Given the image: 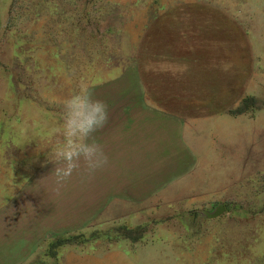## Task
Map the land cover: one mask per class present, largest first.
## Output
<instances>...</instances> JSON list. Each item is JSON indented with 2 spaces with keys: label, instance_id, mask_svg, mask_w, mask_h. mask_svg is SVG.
<instances>
[{
  "label": "rangeland",
  "instance_id": "1",
  "mask_svg": "<svg viewBox=\"0 0 264 264\" xmlns=\"http://www.w3.org/2000/svg\"><path fill=\"white\" fill-rule=\"evenodd\" d=\"M81 86L108 164L61 180ZM0 264H264V0H0Z\"/></svg>",
  "mask_w": 264,
  "mask_h": 264
},
{
  "label": "clouds",
  "instance_id": "2",
  "mask_svg": "<svg viewBox=\"0 0 264 264\" xmlns=\"http://www.w3.org/2000/svg\"><path fill=\"white\" fill-rule=\"evenodd\" d=\"M109 121L107 104L93 98L87 86L67 97L63 102V141L52 153L51 162L57 167L55 175L67 180L81 167L89 174L103 169L108 157L94 134L103 129Z\"/></svg>",
  "mask_w": 264,
  "mask_h": 264
},
{
  "label": "water",
  "instance_id": "3",
  "mask_svg": "<svg viewBox=\"0 0 264 264\" xmlns=\"http://www.w3.org/2000/svg\"><path fill=\"white\" fill-rule=\"evenodd\" d=\"M219 212H220V208H217L215 214H218Z\"/></svg>",
  "mask_w": 264,
  "mask_h": 264
}]
</instances>
